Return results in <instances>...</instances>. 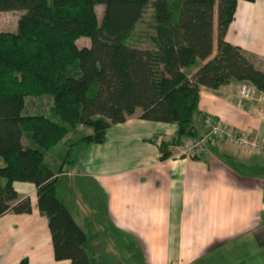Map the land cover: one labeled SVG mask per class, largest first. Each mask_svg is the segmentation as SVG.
I'll list each match as a JSON object with an SVG mask.
<instances>
[{"label": "trees", "instance_id": "16d2710c", "mask_svg": "<svg viewBox=\"0 0 264 264\" xmlns=\"http://www.w3.org/2000/svg\"><path fill=\"white\" fill-rule=\"evenodd\" d=\"M237 1L0 0V13L23 12L15 32H0V217L31 213L13 183L32 184L54 259L102 264L56 195L57 176L74 160L53 169L46 152L67 137L64 123L90 131L70 145L81 153L139 109L143 120L176 125L175 137L158 143L165 161L169 146L199 137L193 123L201 88L216 92L235 82L264 94V72L224 39ZM142 24L152 31L144 34L148 48L129 44ZM82 38L88 47H78ZM44 96L48 116H22L26 98Z\"/></svg>", "mask_w": 264, "mask_h": 264}, {"label": "crops", "instance_id": "0c3cea01", "mask_svg": "<svg viewBox=\"0 0 264 264\" xmlns=\"http://www.w3.org/2000/svg\"><path fill=\"white\" fill-rule=\"evenodd\" d=\"M224 39L264 72V0H238ZM240 85L231 82L216 92L200 89L193 123L198 136L212 117L236 133L264 141V95L258 99L254 92L237 104ZM141 113L138 109L110 126L102 144L89 145L57 176V198L85 233L88 254L102 264H114V235H124L130 239L126 245L132 255L124 251L134 259L132 264H197L217 254V242L232 244V264H264V153L251 154L218 141L193 158L178 157L177 147L169 146L171 156L161 161L158 143L173 139L177 127L143 120ZM77 180L100 194L104 220L109 221L105 229L113 240L101 234L92 212L83 211L72 189ZM13 188L19 198L30 199L31 213L0 217V264H70L54 259L34 186L15 182ZM88 227L91 233L99 232L93 243Z\"/></svg>", "mask_w": 264, "mask_h": 264}, {"label": "rangeland", "instance_id": "374dc122", "mask_svg": "<svg viewBox=\"0 0 264 264\" xmlns=\"http://www.w3.org/2000/svg\"><path fill=\"white\" fill-rule=\"evenodd\" d=\"M102 6L96 7V12L98 15V19L101 17L102 13ZM23 14L22 11H16V12H1L0 13V32H15L17 28V21L19 17ZM151 12L148 10L144 16V19L147 23L150 19ZM146 34L147 36H150L152 34V31L148 29V27L145 24H142L138 27L137 31L135 32V36L130 40L129 44L131 46L141 47V48H148L150 46V43L147 41L146 37H144ZM78 47H88L90 45V42L88 39H79ZM264 95V94H263ZM51 98L48 97H41V98H26L24 109L22 111V116H33V115H49V107L51 105ZM65 127L68 128L69 132L67 137L64 139V141L50 149L45 154V162L53 169H56L64 159L68 158V160H75L78 156V151L74 147H70L72 143H74L81 135L87 134L90 131L86 128L84 130L79 127H75L69 123H64ZM78 130V131H77ZM25 140L23 139V142ZM261 154V153H260ZM68 156V157H67ZM68 165H66V168ZM62 179V178H61ZM64 181H68L69 179L67 177H63ZM75 180V179H74ZM72 184V183H70ZM72 189L74 190V195L77 196V198H80V206L83 207V211L87 213L89 211V214L92 212V221L97 223L98 229L102 232L101 234L103 236L107 237V234H110L109 237L113 240V234L110 232L108 233L105 229V223L109 222L105 219V214H103L101 210V202L99 199L102 200L100 197V194L97 192V190L94 188V186L89 185L87 183H84L83 180L79 181H73ZM62 191V189H59ZM87 191L88 196L90 195L92 197V200H89L86 198L87 196L84 195ZM88 232V238L89 242L93 243L92 240L96 239V236L99 232L91 233L90 227L87 229ZM106 233H105V232ZM96 234V236H95ZM117 241L113 242L112 244L118 246V255L117 258L114 259V264H132L131 260L132 256L127 258L126 252L124 251V248L128 250V253L130 252L129 256L132 255L131 253V247L126 245L127 241H129V237L126 236H116ZM110 239H107V241ZM216 248H218L217 254H214L211 260H204V262H198L197 264H232V244L222 242L220 245V242L216 243ZM123 248V251H121ZM236 252V251H235ZM237 253V252H236ZM239 253V252H238ZM137 255V254H136ZM138 256V255H137ZM139 257V256H138ZM137 258V257H136ZM215 259V260H214ZM99 261V260H98Z\"/></svg>", "mask_w": 264, "mask_h": 264}, {"label": "built area", "instance_id": "2783aa9c", "mask_svg": "<svg viewBox=\"0 0 264 264\" xmlns=\"http://www.w3.org/2000/svg\"><path fill=\"white\" fill-rule=\"evenodd\" d=\"M253 93V87L248 84H242L238 91L237 104L251 99ZM262 97L263 94L258 95V99ZM204 125L205 133L203 135L195 139H189L177 147L178 157L193 158L200 156L205 153L206 145H215L218 141H227L235 148L251 154L264 153V141L257 137H253L247 133H236L233 129L212 117H208L204 121Z\"/></svg>", "mask_w": 264, "mask_h": 264}]
</instances>
